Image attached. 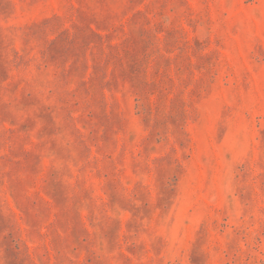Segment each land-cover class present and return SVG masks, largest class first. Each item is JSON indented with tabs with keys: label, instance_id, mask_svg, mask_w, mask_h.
I'll return each mask as SVG.
<instances>
[{
	"label": "rangeland",
	"instance_id": "1",
	"mask_svg": "<svg viewBox=\"0 0 264 264\" xmlns=\"http://www.w3.org/2000/svg\"><path fill=\"white\" fill-rule=\"evenodd\" d=\"M0 264H264V0H0Z\"/></svg>",
	"mask_w": 264,
	"mask_h": 264
}]
</instances>
